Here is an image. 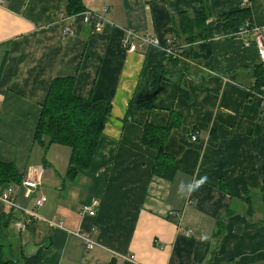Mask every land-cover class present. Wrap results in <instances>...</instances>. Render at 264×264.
<instances>
[{
  "label": "crops",
  "instance_id": "1",
  "mask_svg": "<svg viewBox=\"0 0 264 264\" xmlns=\"http://www.w3.org/2000/svg\"><path fill=\"white\" fill-rule=\"evenodd\" d=\"M82 3L85 11L106 8L100 30L84 23L81 12L66 15L64 0H0V160L22 175L20 184L0 186H12L21 208L0 201V214L16 216L0 234L5 257L16 260L21 248L25 251L30 233L18 225L34 210L44 218L56 216L64 226L34 222L37 264H264L263 212L246 215L243 190L252 194L264 187V101L250 90L252 68L260 60L253 32L225 35L219 17L249 6L252 25L264 36V0H208L210 38L182 48L181 60L196 67L193 73L162 80L157 106L133 107L128 114L130 101L151 97L149 71L163 52L147 45L129 52L122 39L133 32L163 44L172 36L171 17L199 10L200 2ZM65 26L72 33L64 34ZM65 76H74L76 96L110 104L90 166L73 180L66 176L70 148L51 144L43 150L33 140L51 80ZM179 80L189 100L178 92ZM170 110L180 113L181 125L164 144L176 167L168 181L151 175L155 151L142 144L141 134L146 122L164 126ZM193 132L196 140L190 138ZM201 176L208 179L198 191L177 194L181 182ZM36 178L39 185L26 195L24 180ZM41 195L46 200L35 207ZM85 205L93 216L83 211ZM169 209L179 212V227L166 217ZM220 220L225 223L216 239ZM186 229L192 232L188 236ZM83 235L97 245L86 249Z\"/></svg>",
  "mask_w": 264,
  "mask_h": 264
},
{
  "label": "trees",
  "instance_id": "2",
  "mask_svg": "<svg viewBox=\"0 0 264 264\" xmlns=\"http://www.w3.org/2000/svg\"><path fill=\"white\" fill-rule=\"evenodd\" d=\"M64 2L66 15H74L84 10L82 0H64ZM199 2V10L180 11L171 17L172 36L170 39H172V43L180 55L183 52L182 48L188 47L187 49H189L196 42L210 38L206 24L211 15L208 0H199ZM219 17L225 35L235 34L246 22L253 24L249 6L223 12ZM181 59V56L173 57L163 53L162 59L149 71L151 97L140 102L130 101L127 106V114L131 112L133 107L155 108L157 106L158 86L162 80L170 79L177 73L180 76L193 73L191 70L196 67ZM179 64L182 67L177 68ZM252 76L254 83L250 90L252 93H260L264 100V89L262 88L264 86V62H259L253 66ZM74 81V76L55 77L51 80L41 105L33 137V140L40 144L43 150H46L51 144L65 145L70 148L66 171V176L70 180L77 176L79 170H86L90 166L98 139L110 113V104L104 98L76 96L73 92ZM178 92L185 99H190L189 92L180 80ZM180 125L181 115L174 110H170L169 119L164 126L149 122L143 125L141 142L155 151L151 168L152 176L168 181L173 179L176 173L174 157L165 152L164 144L171 129ZM21 180L22 175L13 163L0 160V186L10 183L20 184ZM243 190L246 194V215L251 218L255 211L260 210L264 216V187L252 194L247 187H244ZM255 200L260 203L255 205ZM14 219L16 216L11 211L0 214V234L7 230ZM259 221L251 222L257 224ZM224 223L222 220L218 222L213 234L216 239L222 234ZM38 256L39 252L27 257L24 255V248H21L18 259L6 258L0 240V264H37Z\"/></svg>",
  "mask_w": 264,
  "mask_h": 264
},
{
  "label": "built area",
  "instance_id": "3",
  "mask_svg": "<svg viewBox=\"0 0 264 264\" xmlns=\"http://www.w3.org/2000/svg\"><path fill=\"white\" fill-rule=\"evenodd\" d=\"M105 11H106V8L102 9L101 12L84 10L81 12L82 21L84 23L91 24L95 30H100L103 27L104 22L106 20L104 16ZM249 32H253L254 42H255L259 60L260 62H264V43H263L264 36L260 32V30L254 25L246 22L239 28V30L236 33L243 35ZM63 33L64 34L72 33V30L69 26H65L63 28ZM121 45L123 48H126L129 52H133L137 50L138 48H141L142 46L147 45V46L158 47L162 50L163 53L167 55H171L173 57L181 56L175 49V46L172 43V39L170 38L164 40V43L162 44L160 39L156 36L128 32L122 39ZM262 88L264 89V86ZM196 135L197 134L193 132L190 134V138L192 140H196L197 139ZM23 184L26 187V195H29L39 185V180L37 178L34 180L32 179L24 180ZM45 200H46V196L41 195L39 198L35 199L34 206L35 207L41 206L45 202ZM0 201L5 202L12 207L20 208L15 204V197H14V191H13L12 186H8L5 189L0 188ZM84 210L87 211V213L90 216H93L95 214L93 208L90 206L85 205L83 207V211ZM26 213H27V217H25L22 220V222L19 223L18 225L20 229H23V228L26 229L29 225H32V223L36 221H43L47 224V226H50V227L64 228L62 221L56 216H52L51 218H44V217L39 216L34 210L26 211ZM166 217L175 220L177 217H180V214L176 210L169 209L166 212ZM176 221L179 227L180 218L176 219ZM95 231H96L95 227H91V232H95ZM191 233L192 232L190 229L184 230V234L186 236L190 235ZM80 237L86 249H91L97 245L96 240L92 239L90 235H83ZM121 257H125L128 260L133 259V255H125V256L121 255Z\"/></svg>",
  "mask_w": 264,
  "mask_h": 264
},
{
  "label": "clouds",
  "instance_id": "4",
  "mask_svg": "<svg viewBox=\"0 0 264 264\" xmlns=\"http://www.w3.org/2000/svg\"><path fill=\"white\" fill-rule=\"evenodd\" d=\"M207 179V176H201L199 179L187 184L181 182L177 186V194L181 197L190 196L192 193L198 191L207 182Z\"/></svg>",
  "mask_w": 264,
  "mask_h": 264
},
{
  "label": "water",
  "instance_id": "5",
  "mask_svg": "<svg viewBox=\"0 0 264 264\" xmlns=\"http://www.w3.org/2000/svg\"><path fill=\"white\" fill-rule=\"evenodd\" d=\"M29 233H30V238H29V242L28 244L26 245V248H25V251H24V254L25 256L27 257H31L33 255L36 254V249L38 248L37 245H35V243L33 242V237H34V227L32 225H29L27 227Z\"/></svg>",
  "mask_w": 264,
  "mask_h": 264
}]
</instances>
